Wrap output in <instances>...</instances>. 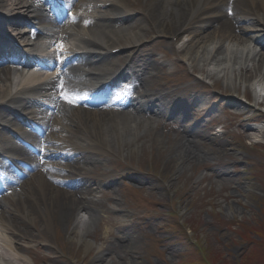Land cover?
<instances>
[{
	"label": "bare ground",
	"instance_id": "6f19581e",
	"mask_svg": "<svg viewBox=\"0 0 264 264\" xmlns=\"http://www.w3.org/2000/svg\"><path fill=\"white\" fill-rule=\"evenodd\" d=\"M64 1L73 6V14H63L62 19H56L51 18L48 13L49 8H54V5L47 0H0V12H2L0 42H8L9 38L5 33L12 31L16 40L28 43V47L34 46L41 52L46 43L40 39L34 40L35 38L43 37L49 41L60 36L63 39L74 38L78 40L76 48L80 49L73 52L74 56L69 59V61L72 59L71 62L65 66L62 76L55 78L56 81L38 83L26 91H13L10 77L12 68L0 66V80L7 82L0 86V109L5 104H19L21 112L31 115L30 119H35L45 130H49V134L44 138L30 134L32 140L37 141L38 145L44 148L43 152L38 150L37 155L8 143L10 136L0 133V138L3 136L2 140L6 141L0 146V152L13 149L20 155H11V158H21H14L13 162L27 161L26 163L30 162V167L34 168L33 172L26 170V167L20 168L28 175L23 180L15 177L13 179L12 175L5 176L4 182L9 192L3 196L0 194V264H28V257L32 264H37L38 254L40 258L51 261L53 259L51 251L47 255L42 251L43 248L49 250L53 243L47 232L62 227L70 235L75 233L76 240L84 243L87 250L93 247V241L89 237L97 223L102 201L91 196L95 188L89 179L93 180L108 174L100 173L97 166L87 168V165L101 163L100 154L105 153L110 156V164H112L117 159L110 152L111 149L118 148L119 151L123 149L129 154H134L143 145L142 142L138 143L139 140L152 136L155 129L157 130L161 125V121L156 118L142 121L139 113L145 109L146 102L160 101L163 106L166 105L164 107L166 110L155 111L156 117L174 119L175 122L183 120L184 125H199L193 123L189 116L190 112H199L189 96L175 105L167 100L169 93L162 91L161 84L156 85L160 91L139 92L137 102L129 107L133 112H127L129 104L116 102L114 98L107 96L100 98L91 95L70 84L71 81L94 78L97 85L106 83L113 87L125 76H129L131 73L129 71H132L131 78H134L135 73H138L139 77L145 72L147 76L152 70L160 69L159 60L150 52L152 47L147 48L148 46L142 45L138 56H135L137 55L135 52V55H131L130 51L126 53L128 65L123 72L115 71L106 61L113 56L108 50L117 48V45L110 46L108 42L113 43L121 39L126 41V44H134L143 38L144 30L148 29L166 35L178 34L180 38L187 35L190 38L186 46L178 49L176 54L184 57L193 70L197 68L198 61H201L200 69L208 77L212 73L205 66L208 63L219 66L230 54V60L239 63L237 77L241 82L256 78H259L256 80L258 86L264 82V50L262 49L264 37L251 34V31L259 29L260 25L264 30V0ZM144 1L146 5L143 7ZM137 11L143 12L141 20L128 22L126 15ZM20 12H25L34 22L18 17ZM71 19L74 21L73 25L69 22ZM30 24L42 29L45 36L34 33ZM250 41L254 42V47L248 49L244 62H240V58L233 55L234 49L229 52L230 44L241 47ZM258 46L261 48L256 50ZM102 50H107V53L103 54ZM240 53L243 54L244 49L240 50ZM16 58L18 59L14 60L15 62L22 59ZM1 60L3 59L0 58ZM29 60L24 62L25 66L31 65ZM219 69L222 73L225 72L226 67ZM65 77L67 85L58 89V80ZM150 77L151 74L146 79ZM36 78V74L26 76L23 84L33 82ZM134 81L135 79L127 87L125 86V90L129 86H137ZM58 93L64 94L59 102L56 99ZM65 97L73 99L74 103L69 104ZM100 101L104 103L99 106ZM228 101L231 106L239 109L237 112H230L236 116H241L243 109L247 108L237 98L232 97ZM52 103L55 105L59 103L58 118H53L45 107L46 104ZM113 107L122 110L117 111ZM4 117L9 118V115ZM14 121L16 118L6 119L2 126L16 125ZM142 129L144 132H141ZM15 132L26 135L22 128L16 129ZM143 133L146 134L141 136ZM241 135L248 136L247 133ZM175 140V144L178 143L179 146L173 151L171 160L167 164L168 168H172L173 163L183 167L186 162L201 157L199 148L204 144H200L196 137L182 134ZM212 141L220 147H227L226 142L219 138H212ZM155 142L154 138L150 140V143L155 144ZM154 144L151 145L154 147ZM65 171H69V174ZM129 176L139 183H147L153 177L156 179L165 177L166 173L160 174L154 171L150 179L135 174ZM112 178L115 177L111 176L109 182L116 184L118 180ZM108 195L107 192L102 193L103 197ZM135 223L132 222V226ZM127 227L130 226H122L123 229ZM120 240L125 243L117 245L119 251L123 254L130 253L131 237L124 235ZM31 243L38 245L34 248L31 247Z\"/></svg>",
	"mask_w": 264,
	"mask_h": 264
},
{
	"label": "rangeland",
	"instance_id": "374dc122",
	"mask_svg": "<svg viewBox=\"0 0 264 264\" xmlns=\"http://www.w3.org/2000/svg\"><path fill=\"white\" fill-rule=\"evenodd\" d=\"M144 5L146 2L142 3ZM142 13L131 14L128 22L140 20ZM258 28L251 34L264 36L263 27ZM189 38L148 29L128 50L131 55L138 56L142 45L152 47L150 52L159 60L160 69L145 76L141 91H160L156 85L161 84L162 91L169 93L167 100L175 105L189 96L199 109L189 116L199 125H184L183 120L175 122L156 117L155 111L166 110V105L160 101L146 102L145 109L139 113L142 121L153 118L161 121L152 136L140 139L138 143L143 145L134 154L111 149L120 161L110 164V156L105 153L100 154L101 163L87 165V168L97 166L100 173L108 174L100 179H89L95 188L91 196L102 201L97 223L89 237L93 247L87 250L84 243L76 240L75 233L70 235L64 227L53 229L47 232L53 242L51 248L42 250L46 255L51 251L53 259L46 260L38 254L37 264H264V106L257 105L264 100V82L260 83L258 96L255 86L259 78L241 82L237 77L239 63L230 60V54L219 66L214 63L205 66L212 73L208 77L200 69L201 61L193 70L184 57L176 54L186 46ZM126 43L118 39L108 45L127 48ZM253 47V41L241 47L228 46L229 52L234 49L233 55H237L240 62L245 61L246 52ZM242 49L243 54L240 53ZM125 55L126 52L112 57L109 64L113 63L115 68L126 65ZM3 66L10 68L8 64ZM224 67L226 70L221 73L219 68ZM32 73L10 72L14 90L22 87L24 78ZM34 73L37 75L35 84L56 78L53 71L34 70ZM150 74L152 77L146 79ZM6 83L0 80V86ZM232 97L247 107L241 116L231 114L239 111L230 105L228 100ZM15 107L21 109L19 104H6L0 109V119H4L0 121V133L11 136L8 143L14 141L11 134L18 128L17 124L22 125L18 116L21 118L25 114ZM6 115L16 118V125L2 126L9 119L4 117ZM53 116L58 118L56 113ZM243 133L248 136H242ZM182 134L194 136L204 144L199 148L201 157L186 162L183 167L173 163L172 168H168L172 153L179 146L175 138ZM2 137L0 145L6 142ZM152 138L155 144L150 143ZM212 138L226 142L227 147L218 146ZM124 161L128 162L127 166ZM154 171L166 173V176L153 177L147 183H139L129 176L135 174L150 179ZM111 176L118 180L116 184L109 182ZM106 192L108 197H103L102 193ZM132 222L136 223L132 226ZM124 225L130 227L123 229ZM124 235L131 237L132 248L127 254L117 248L125 243L120 240ZM37 245L31 243V247ZM27 261L32 264L29 257Z\"/></svg>",
	"mask_w": 264,
	"mask_h": 264
},
{
	"label": "snow or ice",
	"instance_id": "6c2138e0",
	"mask_svg": "<svg viewBox=\"0 0 264 264\" xmlns=\"http://www.w3.org/2000/svg\"><path fill=\"white\" fill-rule=\"evenodd\" d=\"M65 99H66V102H68L69 104H73L74 103L73 99H68L67 97H65Z\"/></svg>",
	"mask_w": 264,
	"mask_h": 264
}]
</instances>
